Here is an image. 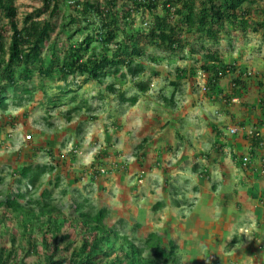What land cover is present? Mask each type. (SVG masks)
Instances as JSON below:
<instances>
[{
	"label": "trees",
	"instance_id": "16d2710c",
	"mask_svg": "<svg viewBox=\"0 0 264 264\" xmlns=\"http://www.w3.org/2000/svg\"><path fill=\"white\" fill-rule=\"evenodd\" d=\"M38 1L41 6L26 14L19 24L16 0H0L1 112H6L10 105L22 107L34 100L37 92L36 84H33L35 77L39 78L46 108H55L68 99L67 104L72 107L65 113L67 122L73 119L74 113L79 114L85 107L89 109L85 99L76 103L80 83L94 81L99 98L133 106L150 90V78H145L147 64L143 60L159 65L167 59L170 64L185 50L191 56L202 53L196 60L198 65L175 67L177 81H171L174 88L170 96L160 95V105L175 108L174 94L180 80L201 72L202 88L207 97L224 98L226 106L232 98L242 94L244 80L251 73L248 76L237 63L225 64L218 49L212 47H216L223 37L233 46L236 30L244 36L248 30L260 34L264 43V0L263 4L257 0ZM255 10L257 20H252ZM144 13L150 17L146 27L132 31L135 17H142ZM57 19H60L59 23ZM55 31L56 37L52 39ZM62 34L65 46L61 48L58 39ZM196 35L200 39L189 41V37ZM206 43L211 47L207 48ZM150 51L158 53L150 55ZM189 55L180 57L189 58ZM152 75L159 76L156 71ZM107 76L112 79L105 82ZM226 76H231L229 93H223L219 88V82ZM46 81H63V85L57 87L60 95H48ZM129 82L133 83L136 93L127 97L125 86ZM257 82V87L261 88L262 83ZM69 94L73 95L67 98ZM260 96L261 105H264V90ZM251 137L252 145L258 146L256 139H260L259 136ZM141 145L137 148H142ZM46 151L51 154V149ZM99 158L103 159L98 157L94 165L101 164ZM53 170L54 167L48 164L21 166L17 170L16 192L0 189V208L4 209L0 215V228L17 220L21 241L26 245L21 250L26 255L42 257L38 264H182L176 246L163 247L156 233L137 242L108 227L104 222L108 215L105 208L95 210L82 201L73 207V218L70 219L51 203L50 190L44 189L34 197L41 186V176ZM24 180L27 186L22 190ZM3 182L0 176V186ZM26 198L27 201L22 203L21 200ZM36 233L40 235V242L35 238ZM72 233L79 241L75 248L70 241ZM112 236L120 242L118 245L116 240H111ZM20 237L12 234V245ZM0 264H24L19 259V249L14 246L6 249L0 245Z\"/></svg>",
	"mask_w": 264,
	"mask_h": 264
},
{
	"label": "crops",
	"instance_id": "0c3cea01",
	"mask_svg": "<svg viewBox=\"0 0 264 264\" xmlns=\"http://www.w3.org/2000/svg\"><path fill=\"white\" fill-rule=\"evenodd\" d=\"M210 99L216 102L215 98ZM255 104L254 101L243 106L238 115L234 106L226 108V121L212 120L205 129H196L195 124L189 123L181 127L182 130L174 131V142L167 141L165 134L150 145L151 138H144L140 143L142 148H137L139 163L132 168L123 167L120 173L115 170L117 172L102 175L99 169L105 161L99 160L101 164L94 165V155L86 167L80 165L84 168L73 178L57 174L54 186L59 187L61 178L68 184L61 190V197L74 200L79 195L84 198L78 199L86 203L95 198L99 203L93 204V208H105L108 211L105 224L108 226L111 222L118 233L129 231L133 239H144L156 233L163 247L176 246L182 264H264V174L261 173L264 169V105L258 103L256 107ZM177 115L179 111L172 116ZM169 124L158 131L165 133V129H171ZM231 127L238 129L235 135L229 134ZM246 128L258 131V146L252 145L253 138L246 133ZM204 133L206 140L198 136ZM178 146L185 147L180 156ZM146 151L153 152L152 159ZM170 154H175L172 159L168 157ZM244 156L249 158L246 165L242 164ZM175 158L177 161L169 165L168 161ZM75 164L76 158L65 162V165ZM51 166L53 173L56 166ZM80 178L81 183L71 186ZM179 188L185 189V193H179ZM131 200L133 204L129 203ZM130 205L135 206L132 212ZM155 214H159L157 220Z\"/></svg>",
	"mask_w": 264,
	"mask_h": 264
},
{
	"label": "rangeland",
	"instance_id": "374dc122",
	"mask_svg": "<svg viewBox=\"0 0 264 264\" xmlns=\"http://www.w3.org/2000/svg\"><path fill=\"white\" fill-rule=\"evenodd\" d=\"M257 2L263 4L262 0H257ZM15 5L18 13L17 21L20 24L22 18L26 14L39 8L41 3L38 0H16ZM159 11L161 12V9ZM255 13L256 10L253 13L254 18L252 17V20H257ZM42 18L43 17H41V19ZM57 20L56 22L59 23L60 19ZM149 20L150 17L147 13H144L142 17H135L134 28L131 30L135 31V29H138L140 26L146 27V23H148ZM235 35L233 46L228 44L227 38L223 37L216 47H212V49H218L225 64L232 65L237 63V67L240 70L246 72L247 75L251 73V76L244 80L245 87L243 91H241L242 94L237 96V101L233 102L231 100L229 106L227 103L226 106L224 105L225 103L223 104L224 98H219L218 96L215 102L207 97L206 92L202 88L204 81L201 72L195 76H186V78L180 80V84L176 88V93L174 94V100L177 103L176 108H165L160 105V95L170 96L174 88L171 85V81H177L175 67L198 65L196 60L200 59L202 53L199 52L191 56V54L189 55V53H187V50H185L183 54L189 55L191 58L183 59L180 57L183 54L176 55L174 58L175 61L170 64L167 63V59L162 61L159 65L149 64L146 60H143V62L147 64L145 78H150V90L147 94L140 96L138 102L133 106H128V103L119 105L116 101L99 98V89L94 81L80 83L81 88L77 91L78 98L76 103H78L79 99H85L89 109L85 107L79 114L74 113L72 115L73 119L70 122H67L65 118V113L72 107L71 104H67L68 99H65L61 105L55 108H46V98L43 96L42 90L39 87V78L35 77L33 84H36L37 92L35 93L34 100L25 103L22 107L10 105L6 112L0 111V176L4 179L0 189L4 191L9 188L11 189V193L16 192V181L19 179V174L15 169L22 165L27 166L31 164L34 167L37 165L53 164L56 166L55 171L41 176V186L37 189L34 197H38L42 190L49 189L52 193L53 202L51 203L61 209L63 216L72 219L73 207L81 203L84 197L78 195L75 196L74 200H68V196L61 197V190L64 185V188H66L68 184L64 183L60 178L59 187L54 186L55 176L57 174H60L62 178L66 176H71L73 178L74 175L84 168L80 167V165H85L86 167L88 165L87 163L90 161V157L94 155L96 157V162L97 158L100 156L104 159L101 161H105V164L102 163L103 165L100 166L99 169L102 175L117 172L115 170H118L120 173L123 167L132 168L133 165L139 163L138 159L140 155L137 153V146L144 138H151L149 140L150 145V142L155 141L158 137L165 134L164 136L167 137V141L174 142V131L178 129L182 130L183 128L181 127H186L189 123L193 126L195 124L196 129H205L204 126L212 123V120H220V122L226 121L227 118L224 115V111L230 109L231 106H234L233 110L237 112L236 115L239 114L243 106L251 105L254 101L257 107V104L261 103L260 92L264 90V43L260 40V34H254L251 30H248L245 36L241 34L240 30H236ZM55 37L56 31L52 34V39ZM199 37L198 35L194 38L189 37V41H196V39H200ZM58 43L61 48L65 46L64 34L59 36ZM199 46L200 41L197 43L196 48L199 49ZM206 47H211V45L206 43ZM148 49H150V47ZM155 53L158 52H149L150 55ZM153 71L158 72L159 76L152 75ZM111 79L110 76H107L105 82ZM257 81L262 83L261 88L257 87ZM45 84L47 94L53 95L59 94L57 87L63 85V81H46ZM132 85L133 83L129 82L125 86L128 91L127 97L136 93ZM219 88L223 90V93L231 92V76L224 77L219 82ZM72 89H76L75 86H72ZM72 95L73 94H69L67 98ZM216 108L220 109L221 112H215L217 111ZM177 111H179V115L173 117L172 115H176ZM196 123L200 126L198 127ZM166 124H169L171 129H165V133L164 131H158L161 126H166ZM242 124H244V122H242L241 125ZM253 127H255V125H253ZM185 129L188 130L187 128ZM246 130L247 128L245 131ZM29 135L30 137L28 138L27 136ZM204 135L198 136L206 140L207 136L205 133ZM147 147L148 145L145 149ZM45 148H53L52 156L48 155ZM179 148V152L176 151V153L178 152V156H180L181 150H185L184 146ZM204 148H206V146H204ZM34 150H36L37 155L33 154ZM146 152H148L149 157L153 155L151 151ZM174 155H168L169 159H172ZM74 158H76V168L75 165H65L66 161ZM100 159L101 158H99V160ZM149 159H152V157ZM176 161L175 158L168 162L170 163L169 165H172ZM54 162H56V164ZM91 166L93 167V165ZM139 166H141V164ZM74 168L75 170H73ZM97 168L98 167H96V169ZM25 182L26 180L23 182L25 186L21 187L22 190L27 186ZM76 182L81 183V178L75 180L71 186L76 184ZM141 182H143L142 179ZM141 182L138 184L142 185ZM173 189L176 190L178 187L173 186ZM181 192L185 193V189L183 191L180 189L179 193ZM93 196H96V192H94L92 197ZM113 196L115 197L114 200H116V192ZM80 197L82 199H78ZM92 200V202L88 201L89 203L85 202L87 207L97 203L95 198ZM26 201L27 198L21 200L22 203ZM129 203L133 204L132 200ZM130 206L132 207V209L130 208L132 212L135 206ZM3 211L4 209L0 208V215L3 214ZM123 211L129 212V210ZM155 215L157 220L159 214ZM140 218H142V214H140L139 219ZM152 219L155 218L152 217ZM14 221L15 222L12 223L8 222V226L0 228V245L4 246L6 249H10L12 246L19 249V259L23 260L24 264H38L42 257L38 255H26L24 250H21V248H25L23 247L25 243L21 241L19 232L20 227L17 220L14 219ZM110 223L111 222L108 223V227L112 228ZM14 233L20 238H17L16 243L12 245L11 235ZM118 234L121 235L122 232ZM122 235H126L130 238L133 237L132 233L129 231H124ZM74 236L73 233L70 236V241H73L72 248L79 246V241ZM35 238L40 242V235L36 233ZM111 240H116V245L120 243L115 236H112ZM134 240L139 242L142 239H138L137 237L134 238ZM244 249L243 251H245ZM68 253L69 252H67L66 255H68Z\"/></svg>",
	"mask_w": 264,
	"mask_h": 264
},
{
	"label": "built area",
	"instance_id": "2783aa9c",
	"mask_svg": "<svg viewBox=\"0 0 264 264\" xmlns=\"http://www.w3.org/2000/svg\"><path fill=\"white\" fill-rule=\"evenodd\" d=\"M203 89H204V88H203ZM232 101L235 102V101H237V99H236V98H232ZM228 131H229V134H231V135H235V134L237 133L238 129H237L236 127H231V128L228 129ZM246 133H247L249 136H256V137L259 136V133H258V131H257L255 128H249V129H247ZM27 137L29 138L30 135L27 136ZM248 160H249L248 156H244V157L242 158V164H243V165H246L247 162H248ZM261 173L264 174V169L261 170Z\"/></svg>",
	"mask_w": 264,
	"mask_h": 264
}]
</instances>
